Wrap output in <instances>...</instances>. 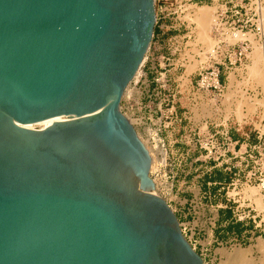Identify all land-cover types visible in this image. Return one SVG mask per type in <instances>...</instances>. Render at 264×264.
<instances>
[{"label": "water", "instance_id": "1", "mask_svg": "<svg viewBox=\"0 0 264 264\" xmlns=\"http://www.w3.org/2000/svg\"><path fill=\"white\" fill-rule=\"evenodd\" d=\"M155 23L154 0H0V264H204L121 110Z\"/></svg>", "mask_w": 264, "mask_h": 264}, {"label": "rangeland", "instance_id": "2", "mask_svg": "<svg viewBox=\"0 0 264 264\" xmlns=\"http://www.w3.org/2000/svg\"><path fill=\"white\" fill-rule=\"evenodd\" d=\"M222 2L154 0L158 31L121 102L151 157L155 192L184 224V235L204 264H235L232 254L245 248L258 257L256 245L264 241V224L258 218H235L237 203L228 201L247 198L253 207L264 209L256 203L264 194L244 186L258 151L264 160V134L260 139L257 135V129L264 133V55L257 61L262 75L249 74L253 50L264 47L259 11L264 1L244 0L257 9L254 24L210 28V51L198 37L195 9L208 5L216 14ZM238 31L240 37L233 39L230 35ZM213 70L219 89L200 88L201 76ZM160 73L165 74V89L155 81ZM240 136L242 144L256 150L246 161L240 156Z\"/></svg>", "mask_w": 264, "mask_h": 264}, {"label": "built area", "instance_id": "3", "mask_svg": "<svg viewBox=\"0 0 264 264\" xmlns=\"http://www.w3.org/2000/svg\"><path fill=\"white\" fill-rule=\"evenodd\" d=\"M222 1H223L222 4L220 5L219 9L216 11V20L221 24V26L218 28L226 26V27H231V28L242 29V28H245L255 23L254 16L257 17L256 8L253 9L247 3H244V0H222ZM251 11L253 13H251V16L248 17V13ZM155 81L157 83L158 88L165 89L166 87L165 74L160 73L158 78L155 79ZM199 87L200 88L213 87V88L219 89V84L217 81V70H213L210 73L203 74L201 76ZM257 130H258L257 135H258V138L260 139L264 133H263V130H259V129ZM243 146L244 147L242 148V150H240V156L242 160L246 161L248 157L250 158L252 157L251 154H252V151L255 149V147L248 148V145L244 143H243ZM258 153L260 154V157L258 159L256 158L254 160H251L253 162V166H251V169L247 171V179L245 181L244 186L247 187L248 189L252 187L258 188L259 192L263 196L264 194V160H263V154L259 151ZM252 179L254 180L255 184H251ZM228 201L230 203L231 202L237 203L233 207V214L235 218L239 220H253V221H255V218H258L259 223L264 224V209H259L255 206L253 207L252 206L253 203H251V201H249L247 198H245L244 200L241 199L240 201L237 202L233 200V198L230 197ZM180 227L184 234V230H185L184 224L180 223Z\"/></svg>", "mask_w": 264, "mask_h": 264}, {"label": "bare ground", "instance_id": "4", "mask_svg": "<svg viewBox=\"0 0 264 264\" xmlns=\"http://www.w3.org/2000/svg\"><path fill=\"white\" fill-rule=\"evenodd\" d=\"M195 10L196 11H195L194 20L196 21V24L198 26V32H197L198 37H199V39L201 38V39H203V41H205V43L208 47L207 49L211 51L213 48L214 41L212 40L211 36L209 35L210 28L215 27L217 29L218 26L220 27L219 22L216 20L215 9L212 6L202 5L198 8H196ZM259 11H260L262 20H264V5L259 8ZM230 36L233 39H235L236 37H240L239 31L235 32L234 34H232ZM253 51H254V60H253L254 62H253V64H251L252 66H250L251 73H249V74L254 75L253 73H256L255 75H258V73L260 71L258 72L259 69H258L257 61L259 59H261L262 56L264 55V47L263 46H261V48L258 47L256 49H254ZM261 75H262V73L261 74L259 73V75L256 77H259ZM263 80L264 79H262V81ZM245 98L248 99L247 97H245ZM245 98L243 99V101L245 100ZM253 101H256V98L253 99ZM245 103L248 104V102H245ZM238 105L240 106L241 104H238ZM242 105H244L243 102H242ZM251 107L252 106H250V108ZM238 115L240 116V114H238ZM66 119H67V117H60V118H56V119H47V120H42V121L30 123V124H25L22 126L25 128H28V129H33V128L40 127L43 125H51L57 121H63ZM153 191H154V193H156L154 189H153ZM256 203L260 208H264V200L262 199V197L259 196L258 198H256ZM256 249L260 253V256H258V257L254 258L253 255L251 254L250 250L245 248V249H239V250L235 251L232 254V257L230 258V260H231V262H234L235 264H264V241L258 242V244L256 245Z\"/></svg>", "mask_w": 264, "mask_h": 264}, {"label": "crops", "instance_id": "5", "mask_svg": "<svg viewBox=\"0 0 264 264\" xmlns=\"http://www.w3.org/2000/svg\"><path fill=\"white\" fill-rule=\"evenodd\" d=\"M241 141H242V138H241V136H240V144H239V146H240V150H242V148L244 147L243 144L241 143ZM244 142H245V141H244ZM244 144H246V143H244Z\"/></svg>", "mask_w": 264, "mask_h": 264}, {"label": "trees", "instance_id": "6", "mask_svg": "<svg viewBox=\"0 0 264 264\" xmlns=\"http://www.w3.org/2000/svg\"><path fill=\"white\" fill-rule=\"evenodd\" d=\"M154 31H155V32H157V31H158V28H157V26L155 27Z\"/></svg>", "mask_w": 264, "mask_h": 264}]
</instances>
